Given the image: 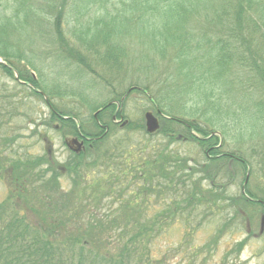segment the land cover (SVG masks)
<instances>
[{"label":"trees","instance_id":"16d2710c","mask_svg":"<svg viewBox=\"0 0 264 264\" xmlns=\"http://www.w3.org/2000/svg\"><path fill=\"white\" fill-rule=\"evenodd\" d=\"M80 1L5 0L0 6L1 72L14 80L17 73L23 82L18 81V86L28 90L35 104L37 100L46 104L43 96L47 97L46 105L51 108L42 123L46 127L57 123L64 133L81 130L101 136L86 147L85 153L69 155L61 167H54L44 156L24 154V159L18 156L15 160L0 156V176L6 174L15 186L0 202V264H166L162 258L150 259L139 245L155 230H167L184 210L189 208L188 213L195 214L202 204L207 213L257 204L264 210V189H257L263 194L259 203L247 186L248 198L229 199L225 191L214 188L208 171V164L220 168V159L230 158L243 173L248 165L254 172L252 163L258 157V162L264 161V138L256 141L247 134L253 120L264 127V0H85L78 8ZM67 2L70 4L65 11ZM122 18L144 24L162 20V48L156 51L168 55L160 69L162 85L136 82L124 94H114L101 105L91 106L90 112L100 109L97 119L107 125L105 134L93 117L95 130H87L84 120L79 128L74 120L78 115L54 106L49 98H63L70 94L67 89L49 92L40 76L38 79L22 72L23 64L37 71L26 51L38 39L58 58L81 70L101 73L100 66L119 68L124 64L121 55L125 47L113 37L114 30L108 24ZM70 21L74 24L68 29L77 45L65 33L64 26ZM44 22L51 28L40 32ZM34 28L38 30L35 35ZM87 55L98 59L96 65L89 63ZM151 66L159 68L158 63ZM131 92L144 95L155 112H160V128L154 134H161L166 145L162 149L156 148L158 144L151 147L155 153L149 157L141 156V148L125 141L105 147L117 126L110 118L116 112L114 102L121 106ZM14 102L13 107L19 110L21 100ZM120 106L117 113L123 118ZM241 116L246 123L244 144L250 142L252 148L248 159L242 156L241 142H234L236 153L219 149L228 134L242 139L232 131ZM125 129L140 132L143 124L128 122ZM175 142L204 149L211 158L204 155L205 164L187 166L188 157L167 151ZM222 153L226 155L217 157ZM63 175L70 177V191L58 193ZM208 179L212 184L204 189L202 182ZM161 181L162 200L168 195L171 202L155 220H146L144 211L151 196L160 199ZM208 193L212 195L207 197ZM105 199H111L112 205L118 203V207L99 215L97 207ZM221 204L226 205L222 208ZM25 210L32 211L37 219L31 220ZM132 222L134 229L130 230ZM112 231L118 232L117 240L111 239ZM101 244L111 247L112 252L107 248L99 252ZM242 245L238 244L239 251Z\"/></svg>","mask_w":264,"mask_h":264},{"label":"rangeland","instance_id":"374dc122","mask_svg":"<svg viewBox=\"0 0 264 264\" xmlns=\"http://www.w3.org/2000/svg\"><path fill=\"white\" fill-rule=\"evenodd\" d=\"M84 1H80L78 8L84 5ZM70 2L72 4L73 0H70ZM1 4H5V0H0V6ZM69 4L68 2L66 3L65 11H67ZM8 12L6 10V13ZM73 24L70 21L64 26L67 37H72V39L75 37L71 35L68 28ZM108 26L114 30L113 37L116 36L120 44L125 47L124 55H121L124 64L119 68L100 66L98 70L101 73L81 70L77 66L69 65L65 60L58 58L52 53L53 51L47 44L41 45V41L38 39L30 45V50L26 51L28 59L32 61L37 71H34L27 64H21L22 72L25 75L33 73L32 75L35 78L40 76V79H38L42 80L43 84L48 87L49 92L67 89V93L70 94L65 95V97L63 95V98L51 96L49 97L51 102L54 106H58L64 111L69 109L75 112L78 115V123H80V120H84V127L91 131L95 130L94 123L91 120L93 111L90 112L89 110L91 106L101 105L103 101L106 102L112 99L114 94H124L136 82H148L156 86L162 85V72L160 69L162 62L168 60V55L163 53L156 54V51L162 48V20L157 21L155 24H144L134 19L122 18L109 23ZM43 28L49 30L51 26L44 22L40 32L43 31ZM37 32L38 30L35 32L34 28V35ZM73 43L77 45L76 39H73ZM87 57L92 65H96L98 62V59L93 55H87ZM155 63L156 65L157 63L159 64V68L155 69V67L151 66ZM17 83V80L4 75L0 70V156L9 160H15L18 156L23 158L25 157L24 154L30 157L44 156L49 161L55 162V165L63 166L69 156L67 145L65 146L64 142L74 152L76 151L73 149L77 148L79 143H72L74 137L70 134L63 137L64 129L59 130L57 123L51 122L52 126L47 127L42 124L46 117L48 119L49 107L38 100L35 104L36 100L33 99L28 90L25 89V91ZM20 91L21 95L14 97L13 94L15 92L20 93ZM23 93H26L27 96L22 95ZM10 96L13 98L6 99ZM19 99L22 106L20 105L18 107L19 110H16L14 101H19ZM238 100L240 101L241 99L238 98ZM1 104H3L2 107ZM9 107L12 108L8 111L6 108ZM120 108L123 118L117 119L115 123L117 126L113 128L107 140L109 143L105 147L125 141L128 144L131 143L132 147L136 149L141 148L144 151L141 156L146 155V157H149V155H154L155 153L154 150L151 151V147H155L158 144L156 148L162 149L166 145V141L161 134H155L151 137L144 133L143 130L138 132L132 129H125L128 122L133 124L139 121L143 124V114L146 110H150L155 114V108L144 95L131 92L128 100L123 102ZM158 122L160 124L159 118ZM260 123L257 120H253L247 133L256 141H261L264 138V127ZM232 131H235L242 139L240 140L238 137L235 138L228 134L224 138V145L219 149L224 152L236 153L238 149H235L237 145L235 143L241 142L243 146V149H241L242 156L248 159L249 155H251V152L249 154L248 151L252 148L249 147L250 142L245 141L246 143L244 144L243 141L246 138L244 137L246 123L243 121L242 116ZM10 138L15 140L12 141ZM107 141L103 144L107 143ZM8 142L13 143L9 145ZM101 147L103 146L101 145ZM167 148V151L172 150L181 157H188L190 160L187 162V166H195L194 163L200 166L206 163L203 154L204 149L201 150L194 145L175 142ZM81 149L83 150L84 148L80 146L78 152ZM254 151L257 152L258 150ZM261 151L264 152V147ZM259 159L260 157L253 160L254 172L252 173L249 170L250 165L246 167V172L243 173V170H240L235 165V162H228L226 159L219 160L217 166L221 165L220 168L208 164L210 177L214 178L212 179L215 185L214 188L225 191L224 195L229 199L239 198L240 196L244 199L248 198L245 194L248 188L256 196L255 201L257 203L261 202L263 194H260L257 189H264V161L258 162ZM197 176L195 178H198ZM9 179L10 177L6 174L5 176L3 174L0 176V202L4 201L9 193L15 189L14 184ZM69 180L70 177L67 175L60 177L59 184H61L62 188L60 187L58 193L70 191ZM212 180L203 181L202 187L207 189L209 187L208 184H212ZM160 184V199L158 200L157 196H151L148 201V209L144 211L146 220H155L160 212L167 211L166 206L171 202L168 195L162 200V181ZM179 186L181 185L179 184ZM179 192L181 193L183 190H179ZM212 193H208L207 197H210ZM12 200L15 201V198L13 197ZM111 201V199L103 200L97 207L96 212L99 215L110 214L111 210L118 207V203L112 205ZM108 204L111 205L107 207ZM226 204H221L220 206L224 208L223 205ZM203 207L204 205L202 204V207L196 209L197 213L191 215L190 212L188 213V208L184 210L182 215L178 214L179 216L172 221L171 226L167 230L162 231V227L159 230H155L156 233L150 234L151 236L147 242L139 245L142 251L147 255L149 254L150 259H164L166 264H264V210L261 206L257 204L253 205V208L249 207L247 209L237 206L234 209L226 208L223 211L215 212L213 210V212L208 213ZM25 211L31 220L37 219L36 216L35 218L33 217L32 211ZM187 220H190L189 225L186 224ZM134 224V222L131 223L130 230L134 229ZM45 232L47 231L45 230ZM110 236L114 240L119 237L117 231H112ZM85 241L87 240L85 239ZM240 243H243V245L239 251L238 244ZM98 248H100L99 252H103L106 248L108 252H112L111 247H104L102 244ZM113 252L117 253V251ZM87 256L88 254H85L86 260H88ZM132 256L136 258L134 254ZM126 258V256L123 257L124 260Z\"/></svg>","mask_w":264,"mask_h":264},{"label":"flooded vegetation","instance_id":"af4514ba","mask_svg":"<svg viewBox=\"0 0 264 264\" xmlns=\"http://www.w3.org/2000/svg\"><path fill=\"white\" fill-rule=\"evenodd\" d=\"M49 107H50V105H49ZM51 108V107H50ZM115 113V114H114ZM110 118H111V122L113 123V124H115L116 122H117V119H120L121 118V116H120V114L119 113H117V112H113L112 114H111V116H110ZM74 120H75V122H77L78 123V118H74ZM96 121H97V124H98V126L102 129V130H104V132L105 131H107L108 130V127H107V125H105V124H103V123H101V122H99L98 121V119H95ZM82 120H80V122H81ZM85 122V121H84ZM115 125H117V124H115ZM78 127L80 128V123H78ZM143 131H144V126H143ZM145 132V131H144ZM106 133V132H105ZM68 134H70V135H72V137H74V140H76L75 142L78 144H81L80 146H81V148H84L83 150L81 149V151L80 152H74V151H72V150H70V147H69V145L67 144V143H65L64 142V144H65V146L67 145V149H68V151H69V155H78V154H80V153H85V149H86V147H90V143L93 141V140H96V139H99L100 137H99V135H87L84 131H78L76 134H72V133H64L63 134V137L65 136V135H68ZM149 136H150V134H148ZM153 135H155V134H153ZM204 155H205V157L208 159V158H211V155L209 154V152L208 151H206V150H204ZM221 155H226V154H224V153H222V154H220V155H218L217 157H219V156H221ZM223 157H225V156H223ZM225 158H227V157H225ZM68 160V158L66 159V161ZM228 162H230V158H227L226 159ZM53 165H54V167H56V165H55V162H52V161H50ZM227 162V163H228ZM61 171H64V169H61Z\"/></svg>","mask_w":264,"mask_h":264},{"label":"water","instance_id":"95a60500","mask_svg":"<svg viewBox=\"0 0 264 264\" xmlns=\"http://www.w3.org/2000/svg\"><path fill=\"white\" fill-rule=\"evenodd\" d=\"M1 62V61H0ZM33 76V75H32ZM34 77V76H33ZM15 80H18V76H17V74L15 73ZM44 95V94H43ZM44 97V99H45V101L47 102V98H46V96L44 95L43 96ZM123 99V98H122ZM121 99V100H122ZM110 104V103H109ZM119 107V106H118ZM94 118H96V116H97V112H95L94 113ZM143 120H144V128H145V131L147 132V133H149V134H153V133H156L158 130H159V128H160V124H159V122H158V118H157V116L152 112V111H150V110H146L145 112H144V114H143ZM124 123H126V122H124ZM123 123V124H124ZM122 124V125H123ZM212 134H214L213 132H212ZM72 143H75V140H73L72 141ZM71 149H73V148H71ZM79 149H80V144H78V146H77V148H75V149H73V150H75L76 152H78L79 151ZM262 222H263V219H262Z\"/></svg>","mask_w":264,"mask_h":264}]
</instances>
